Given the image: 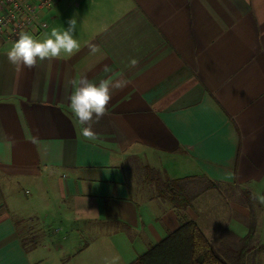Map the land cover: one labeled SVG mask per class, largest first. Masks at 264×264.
I'll list each match as a JSON object with an SVG mask.
<instances>
[{
  "label": "crops",
  "instance_id": "1",
  "mask_svg": "<svg viewBox=\"0 0 264 264\" xmlns=\"http://www.w3.org/2000/svg\"><path fill=\"white\" fill-rule=\"evenodd\" d=\"M45 17L27 33L75 18L79 51L17 72L0 38V264H132L187 220L220 254L254 225L245 263L264 264V0H59ZM85 75L130 81L94 141L67 99ZM150 171L208 185L180 209Z\"/></svg>",
  "mask_w": 264,
  "mask_h": 264
},
{
  "label": "clouds",
  "instance_id": "2",
  "mask_svg": "<svg viewBox=\"0 0 264 264\" xmlns=\"http://www.w3.org/2000/svg\"><path fill=\"white\" fill-rule=\"evenodd\" d=\"M77 21L72 18L68 21V27L63 31L53 28L45 39L38 40L30 33L21 31L18 39L7 52V59L17 72L24 69L31 70L36 67L38 61L60 58L62 54L73 55L79 51L80 44L74 38ZM89 51L95 55L101 53V49L95 43L89 44ZM139 61L130 59L129 67L135 68ZM103 71L110 73L111 67L104 65ZM73 91L68 96L69 107L81 127V135L88 141L97 139L93 125L98 123L108 112V105L115 91L123 90L130 83L129 80L118 76L115 79H101L99 83L91 81L88 77L81 76L72 82ZM264 204V196L257 197Z\"/></svg>",
  "mask_w": 264,
  "mask_h": 264
},
{
  "label": "trees",
  "instance_id": "3",
  "mask_svg": "<svg viewBox=\"0 0 264 264\" xmlns=\"http://www.w3.org/2000/svg\"><path fill=\"white\" fill-rule=\"evenodd\" d=\"M147 177L156 184L159 197L170 201L175 207L185 209L191 204L192 196L187 191L184 181L162 176L157 171H150ZM255 226H250L249 234L242 239L243 247L229 254L218 253L198 225L191 220L185 221L176 231L164 240L152 246L144 255L132 264H246V254L255 237ZM234 252V253H233Z\"/></svg>",
  "mask_w": 264,
  "mask_h": 264
},
{
  "label": "built area",
  "instance_id": "4",
  "mask_svg": "<svg viewBox=\"0 0 264 264\" xmlns=\"http://www.w3.org/2000/svg\"><path fill=\"white\" fill-rule=\"evenodd\" d=\"M59 0H0V38L15 41L21 31L42 33L48 26L46 11Z\"/></svg>",
  "mask_w": 264,
  "mask_h": 264
},
{
  "label": "rangeland",
  "instance_id": "5",
  "mask_svg": "<svg viewBox=\"0 0 264 264\" xmlns=\"http://www.w3.org/2000/svg\"><path fill=\"white\" fill-rule=\"evenodd\" d=\"M183 185H186V188L188 189L187 191L191 195H193L196 192H197V195H199L202 192V189L205 188L208 184L205 181L197 180V185H196L195 181L189 180V181H186V182L184 181ZM196 187H197V189H196ZM31 241H32V238L30 236L26 237V242L30 246L34 245L33 243H31ZM222 252H223V254H229L228 256L231 255V251L227 247Z\"/></svg>",
  "mask_w": 264,
  "mask_h": 264
}]
</instances>
